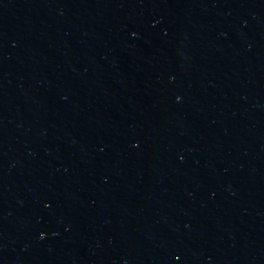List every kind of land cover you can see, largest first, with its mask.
Masks as SVG:
<instances>
[{
    "label": "water",
    "instance_id": "95a60500",
    "mask_svg": "<svg viewBox=\"0 0 264 264\" xmlns=\"http://www.w3.org/2000/svg\"><path fill=\"white\" fill-rule=\"evenodd\" d=\"M0 264H264V0H0Z\"/></svg>",
    "mask_w": 264,
    "mask_h": 264
}]
</instances>
